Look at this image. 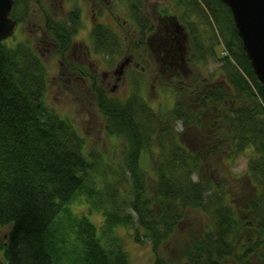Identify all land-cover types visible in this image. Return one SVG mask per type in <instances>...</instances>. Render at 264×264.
<instances>
[{"label": "trees", "instance_id": "obj_1", "mask_svg": "<svg viewBox=\"0 0 264 264\" xmlns=\"http://www.w3.org/2000/svg\"><path fill=\"white\" fill-rule=\"evenodd\" d=\"M166 1L172 4L170 17L180 21L191 40L185 63L218 62L212 75L220 72L231 90L222 83L204 89L194 108L186 99L191 86L179 84L176 76L172 108L157 112L142 101L137 56L135 82L126 99L95 90L105 131L124 145L122 164L116 166L87 149L70 120L48 106L46 68L29 45L0 41V264H130L118 232L123 227L134 230L139 244L141 237L149 239L154 264H166L159 249L187 208L199 209L208 221L181 246L183 264H225L229 259L245 264L255 254L264 264V85L253 73L222 0ZM139 4H130L140 33L133 50L144 47L153 32ZM28 11L26 0H14L10 16L19 23ZM48 23L62 53L77 31L78 10L62 22ZM91 38L97 52H122L120 34L102 22L94 23ZM223 101L227 108L221 112ZM207 110L211 116L205 117ZM178 120L184 128L225 123L221 135L226 148L247 156L244 176L253 195L243 205L229 202L224 183L203 179L202 156L181 143L174 130ZM145 161L147 171L142 170ZM149 172L154 177L151 193L145 182ZM195 173L198 181L191 178ZM74 204L84 207L75 209ZM89 213L100 215L98 223ZM241 229L254 232L242 241Z\"/></svg>", "mask_w": 264, "mask_h": 264}, {"label": "rangeland", "instance_id": "obj_2", "mask_svg": "<svg viewBox=\"0 0 264 264\" xmlns=\"http://www.w3.org/2000/svg\"><path fill=\"white\" fill-rule=\"evenodd\" d=\"M26 1L29 14L22 22L18 23L14 33L5 39L7 44L26 42L37 54L46 68V103L57 113L69 119L84 137L87 149L98 152L111 166L122 164L124 145L120 138L108 135L105 131L102 115L95 101V90L104 89L113 97L126 99L135 82L132 73L136 69L137 56H140L138 58L140 63L136 65L135 77L138 78L143 72L142 85H140L142 101L157 112L163 113L172 108L175 89L173 78L176 76L181 77L179 84L191 86V88H187L186 99L187 103L194 108L197 106V96L202 95L204 89H212L211 87L214 85L222 83L227 91L231 90L226 82L220 79L223 76L220 72L212 75V72L218 68V62L210 59L205 66H189L185 63V55L192 48L191 40L187 29L179 23L180 21L169 17L172 4L166 0H139V8L141 7L142 11H138L150 20L153 32L147 34L148 39L145 46L136 50H133L131 45L139 40L140 33L137 22L130 12L132 0ZM72 2L79 6V23L77 31L65 47L66 52L63 55L60 50V54L57 52V46L53 44L56 43V37L54 34H50L51 31L47 26L48 22L56 20L58 23L67 19L66 15L69 13L67 9ZM73 9H77V6L75 5ZM91 13L93 21L90 19ZM96 21L102 22L120 34L123 40L120 55L109 56L94 50L90 30L94 23H97ZM161 25L163 27L171 25V29L183 30L185 34L183 41H179V44L184 48L179 53V56H183L182 67L178 64L170 65L167 59H161L164 54V49L160 45L158 46V38L163 33ZM167 29L169 30L168 26ZM125 59H127V63L122 69L123 72L115 73L117 66ZM174 62H178V60H174ZM76 65H79L78 70L72 68ZM85 74L89 76L86 77ZM198 90L200 91L198 92ZM247 103L250 104L248 100ZM223 104L225 106L221 107L223 109L221 112L227 108L226 101H223ZM207 111L209 113H204L205 117L211 116L210 111ZM214 123L215 125H213ZM216 126H218L217 129ZM225 126L222 121L213 120L206 128L195 126L189 127V129L184 128L181 121L178 120L174 123V130L179 134V140L187 150L201 154L202 165L199 173L203 179L209 178L217 186L224 183L230 196L228 197L229 202L241 206L246 201V197L253 195V187L244 176L247 156L226 148L223 141L225 135H221V133L224 134L223 127ZM142 167V170L147 171L148 161L147 163L143 162ZM197 175L198 173L193 174L192 180L198 181ZM128 177L129 173H125L123 179L126 183L129 180ZM153 178L150 172L146 174L145 182L149 193L153 189ZM209 193L206 192V194ZM73 207L82 209L84 206H75L74 204ZM82 211H86V207ZM131 213L136 217L133 212ZM87 216L94 222L100 218V215L96 213H89ZM207 221L208 219L199 209H186L185 216L178 222V227L159 249V254L166 264H174V262L183 264L181 246L189 238L196 237L198 232L205 228ZM118 232L122 237L130 264H154L149 239L143 236L140 238L142 244L135 242L134 230L130 227L120 228ZM253 232V230L241 229L239 239L246 241ZM260 250L262 251L260 253L264 255V246ZM2 260V251H0V261ZM225 264L236 263L229 259ZM245 264H261V261L255 254L250 256Z\"/></svg>", "mask_w": 264, "mask_h": 264}, {"label": "water", "instance_id": "obj_3", "mask_svg": "<svg viewBox=\"0 0 264 264\" xmlns=\"http://www.w3.org/2000/svg\"><path fill=\"white\" fill-rule=\"evenodd\" d=\"M222 2L230 9L233 24L253 73L264 85V0H222ZM12 4L13 0H0V41L11 36L16 29V20L9 16ZM161 32L165 33V26L161 25ZM168 48L169 46L166 47ZM183 49L181 46V50ZM166 52L164 49L162 60L166 59ZM181 59L183 60V56ZM126 63L127 59L117 66L115 73H122ZM181 63L183 66V61Z\"/></svg>", "mask_w": 264, "mask_h": 264}, {"label": "flooded vegetation", "instance_id": "obj_4", "mask_svg": "<svg viewBox=\"0 0 264 264\" xmlns=\"http://www.w3.org/2000/svg\"><path fill=\"white\" fill-rule=\"evenodd\" d=\"M13 2H14V0H13ZM77 6V9L76 10H78V8H79V6L75 3V2H72L71 4H70V7L67 9V11L69 12V13H71V11H73L74 9H73V7L74 6ZM66 17H68V13H67V15H66ZM66 19V18H65ZM90 19L93 21L94 20V18H92V13L90 14ZM55 22H56V20H55ZM96 22H100V21H96ZM20 23V22H19ZM17 25H18V22H17ZM167 26L169 27V30L167 29ZM92 29V28H91ZM50 34L52 35V32H50ZM185 34L183 33V30L182 29H177V28H174V29H171V25H166L165 26V33L164 34H162V36H160L159 38H158V40H159V42H158V46L160 45V44H166V43H170V42H172V44H169L168 43V46H169V48L168 49H165V51H167L166 52V54H165V57H166V59L168 60V62H170V65H176V64H178V65H180L181 67H182V59H181V56H179V53H180V51H181V46H180V44H179V41L181 40V41H183V36H184ZM55 36V35H54ZM53 36V37H54ZM74 36V35H73ZM72 36V37H73ZM90 37H91V30H90ZM72 39V38H71ZM55 41H56V43H57V40L55 39ZM71 41V40H70ZM173 41H175V42H173ZM55 42L53 43L54 45H56L57 46V52L59 51L58 50V43L56 44ZM66 52V49H64V51H63V55H64V53ZM59 54H60V51H59ZM36 56H37V54H36ZM174 60H178V62H174ZM179 67V66H178ZM73 69H76V70H78L79 69V65L77 66H74L73 67ZM181 69V68H180ZM89 74V73H88ZM85 76L86 77H88L87 76V74H85Z\"/></svg>", "mask_w": 264, "mask_h": 264}, {"label": "bare ground", "instance_id": "obj_5", "mask_svg": "<svg viewBox=\"0 0 264 264\" xmlns=\"http://www.w3.org/2000/svg\"><path fill=\"white\" fill-rule=\"evenodd\" d=\"M160 46H161V48H163V49H166V47L168 46L167 44L165 45V44H160ZM192 127H195V126H192ZM191 128V127H190ZM189 128V129H190Z\"/></svg>", "mask_w": 264, "mask_h": 264}]
</instances>
